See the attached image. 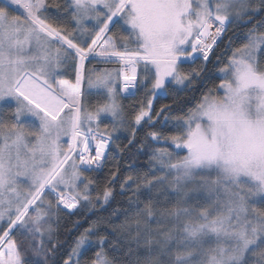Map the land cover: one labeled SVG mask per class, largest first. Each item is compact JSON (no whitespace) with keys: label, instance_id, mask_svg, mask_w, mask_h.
<instances>
[{"label":"snow or ice","instance_id":"obj_1","mask_svg":"<svg viewBox=\"0 0 264 264\" xmlns=\"http://www.w3.org/2000/svg\"><path fill=\"white\" fill-rule=\"evenodd\" d=\"M89 251L264 264V0H0V264Z\"/></svg>","mask_w":264,"mask_h":264},{"label":"trees","instance_id":"obj_2","mask_svg":"<svg viewBox=\"0 0 264 264\" xmlns=\"http://www.w3.org/2000/svg\"><path fill=\"white\" fill-rule=\"evenodd\" d=\"M60 2H63V0H60ZM64 23L67 24L69 28L72 27V23L70 20H65ZM118 67H119L118 64L98 63L95 60L91 61L90 63L89 62L86 63V68L88 69L94 68L97 70H102V69H113V68H118ZM166 102H167L166 100L161 99L157 101V106H159V104L166 103ZM125 103L127 104L128 101H125ZM104 123H109V120L106 119ZM100 178L103 179V177H100ZM87 215L89 214L86 213L85 216H81V215H73L71 217L63 216L61 218L59 239L62 242L67 241V246H66L67 251H70L71 241L72 239H74L75 235L77 234L74 229V222L80 221L82 225L80 228V231H83V228L88 226L87 222H85ZM92 219H95V217H92ZM93 256H94V251H89L87 254L81 257V264H85V262L89 260L90 258H92Z\"/></svg>","mask_w":264,"mask_h":264},{"label":"rangeland","instance_id":"obj_3","mask_svg":"<svg viewBox=\"0 0 264 264\" xmlns=\"http://www.w3.org/2000/svg\"><path fill=\"white\" fill-rule=\"evenodd\" d=\"M88 61H86L85 63H87Z\"/></svg>","mask_w":264,"mask_h":264}]
</instances>
